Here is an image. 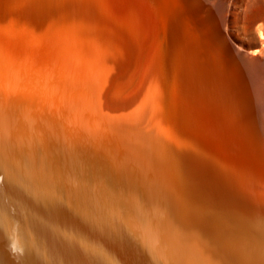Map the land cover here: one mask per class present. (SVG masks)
I'll list each match as a JSON object with an SVG mask.
<instances>
[{
  "label": "bare ground",
  "instance_id": "obj_1",
  "mask_svg": "<svg viewBox=\"0 0 264 264\" xmlns=\"http://www.w3.org/2000/svg\"><path fill=\"white\" fill-rule=\"evenodd\" d=\"M242 2L0 0V264H264Z\"/></svg>",
  "mask_w": 264,
  "mask_h": 264
},
{
  "label": "rangeland",
  "instance_id": "obj_2",
  "mask_svg": "<svg viewBox=\"0 0 264 264\" xmlns=\"http://www.w3.org/2000/svg\"><path fill=\"white\" fill-rule=\"evenodd\" d=\"M246 1L242 2L239 12H232L229 31L232 38L246 49L258 51L263 45L257 29L262 26L264 30V3L259 0Z\"/></svg>",
  "mask_w": 264,
  "mask_h": 264
}]
</instances>
